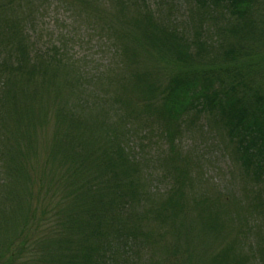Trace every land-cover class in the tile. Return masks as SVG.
<instances>
[{"label": "trees", "instance_id": "1", "mask_svg": "<svg viewBox=\"0 0 264 264\" xmlns=\"http://www.w3.org/2000/svg\"><path fill=\"white\" fill-rule=\"evenodd\" d=\"M38 1L0 0V264H264V0H113L91 73Z\"/></svg>", "mask_w": 264, "mask_h": 264}, {"label": "rangeland", "instance_id": "2", "mask_svg": "<svg viewBox=\"0 0 264 264\" xmlns=\"http://www.w3.org/2000/svg\"><path fill=\"white\" fill-rule=\"evenodd\" d=\"M49 1L51 5L45 7L42 15L37 13L39 14L37 15L38 20L30 32L34 36L32 37L33 41H37L36 49H43L42 47L45 49L53 41H59L60 45L69 43L67 49L77 59L84 61V65L90 73V70L97 69L101 60L107 64L111 58L112 43L109 40L108 31L103 29L101 16L98 13L100 10L104 12L107 9H112L115 6L113 0H78L79 6L83 7L82 11L71 7L70 4H65L67 1L75 3L76 0ZM42 2L45 0L38 1L41 8L44 6ZM66 33L70 35V38L65 39ZM183 138L185 146L200 147L208 161L206 173L213 179L218 188L222 191L234 190L237 192V167L230 160L228 162L221 156L224 151L226 152L223 144L214 145L213 136H209L205 142L201 141L195 134H189ZM145 144L148 147H142L140 153L143 155L142 157H147L149 160V156L156 155L158 148L150 144L149 141H145L143 145ZM226 155H228L227 152ZM156 184L160 188L164 187L158 181Z\"/></svg>", "mask_w": 264, "mask_h": 264}]
</instances>
